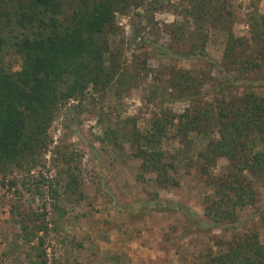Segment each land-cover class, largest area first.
<instances>
[{
    "label": "trees",
    "instance_id": "1",
    "mask_svg": "<svg viewBox=\"0 0 264 264\" xmlns=\"http://www.w3.org/2000/svg\"><path fill=\"white\" fill-rule=\"evenodd\" d=\"M132 1L136 0H0V51L10 45L19 58L17 70L0 65V176L6 178L17 170L24 188L41 200L46 185L53 208H58L59 177H66L64 192L76 193L81 186L77 167L68 165L73 153L54 149L53 158L61 155L63 167L55 165L52 178L31 172L45 166L49 128L61 105L83 96L89 86L102 93L119 86L131 71L118 62V51L109 41L116 13ZM179 4L185 18L194 22L185 37L189 44L181 51L162 49V54L203 59L211 70L169 66L164 99L187 100L189 106L181 113L160 108L145 129L130 117L125 124L131 128L122 130V138L134 149L142 171L154 173L158 186L167 187L176 183L172 174L180 152L162 149L163 138L173 130L180 143L190 146V133L203 136L206 143L197 156L205 163L200 165L204 173L209 176L207 167L218 158L227 159L211 181L204 216L212 225L235 224L236 209L254 204L256 185L264 187V92L259 90L264 87V15L255 11L248 20L249 35L237 36L229 25L232 12L222 0H180ZM212 27L225 35L220 61L212 60L205 49ZM182 29L175 24L169 29L176 43L178 37L184 39ZM213 69L218 77L212 75ZM206 84L211 86L212 101L204 98L210 93L203 91ZM175 207L180 208L177 203ZM46 209L42 202L36 210L14 211L18 237L25 244L36 240L33 249L40 264H46ZM259 235L254 230L233 238L195 264H264Z\"/></svg>",
    "mask_w": 264,
    "mask_h": 264
},
{
    "label": "rangeland",
    "instance_id": "2",
    "mask_svg": "<svg viewBox=\"0 0 264 264\" xmlns=\"http://www.w3.org/2000/svg\"><path fill=\"white\" fill-rule=\"evenodd\" d=\"M179 2L136 0L116 13L110 47L118 51V62L131 71L119 86L103 93L89 86L83 96L61 105L49 128L45 166L31 173L54 177L55 165L63 167L61 155L54 157L56 163L53 160L54 149L72 152L68 165L77 167L82 182L76 193L64 192L66 177H59L58 208H53L46 185L41 200L24 188L17 170L6 178L0 176V264H40L34 255L36 240L25 244L18 237L14 211L36 210L42 202L47 203L46 264H195L250 231L259 232L264 242L263 186L256 185L259 193L254 204L236 209L235 224L212 225L204 216L211 181L227 159L218 158L207 167L209 176L204 173L200 165L205 163L197 156L206 143L203 136L190 133V146L180 143L173 130L163 138L162 149L180 152L172 174L176 183L167 187L158 186L154 173L142 171L134 149L122 138V130L131 128L125 124L130 117L145 129L160 108L181 113L189 106L187 100L165 101L169 66L211 70L203 59L162 54V49L181 51L189 44L185 37L194 22L185 18ZM222 4L232 12L229 25L237 36L249 35L248 20L255 11L264 15V0H222ZM172 24L183 26L185 35L178 37L179 43L169 33ZM207 33L205 49L212 60L220 61L225 35L214 27ZM9 46L0 51V65L17 70L19 58ZM211 73L219 76L215 69ZM207 90L210 93L204 98L212 101L209 84L203 88ZM259 90L264 92V87ZM105 132L109 136L104 137ZM176 203L181 209L173 208Z\"/></svg>",
    "mask_w": 264,
    "mask_h": 264
}]
</instances>
